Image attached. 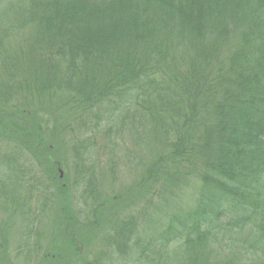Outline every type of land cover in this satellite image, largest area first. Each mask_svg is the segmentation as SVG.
Wrapping results in <instances>:
<instances>
[{
  "label": "trees",
  "instance_id": "trees-1",
  "mask_svg": "<svg viewBox=\"0 0 264 264\" xmlns=\"http://www.w3.org/2000/svg\"><path fill=\"white\" fill-rule=\"evenodd\" d=\"M3 2L0 208L27 236L83 201L80 231L111 213L101 246L124 264H264V0ZM101 170L133 179L110 195ZM66 231L41 262L77 260Z\"/></svg>",
  "mask_w": 264,
  "mask_h": 264
},
{
  "label": "rangeland",
  "instance_id": "rangeland-1",
  "mask_svg": "<svg viewBox=\"0 0 264 264\" xmlns=\"http://www.w3.org/2000/svg\"><path fill=\"white\" fill-rule=\"evenodd\" d=\"M14 1V0H13ZM7 2H3L1 3V7H4L3 5L6 4ZM13 10V7L11 8V12ZM11 107V106H9ZM62 113H65V111H62ZM121 170H125L124 168H121ZM99 175V176H98ZM98 178L99 180H97V185L98 188L108 192L110 195L111 194H116V193H120L123 191V189H125L126 187L129 186L130 182L133 179L132 174H129L126 171H123L122 174L120 175L119 179L117 180L116 183H112L107 172L101 170L100 174H98ZM23 194V192H19L18 194ZM105 193V192H104ZM53 205H50V207L46 210V212L44 214H39L42 217V228L40 230V234L39 231L37 232V235L28 237L27 236V230H26V220L24 218V216L21 213H17V212H10L12 208L11 205H8L6 208V210H3L0 208V227H2V229L6 230L9 234L8 242L5 246H7V249L9 251V256L11 258V260L15 263V264H27L24 261V258L19 254V250H23L24 248H20L25 241H27L29 238H32V244L35 245L34 247L38 248V252L36 253V258H33V260L31 262H29L28 264H45L42 261V258L44 257V255L46 254V251H49V247L52 248L53 250L57 251L59 247L57 246H61V242H59L57 244V246H55L53 243L55 242L56 239H58L59 241L61 239L64 240L63 245H66V240L64 238V236L60 233V224H65L66 226V232L64 235H67L66 237H71L73 239V237L75 236L74 233L71 231L73 229L77 230L78 232V236L75 238L74 242H73V246L71 248H68L67 250L63 251V252H71L75 249V250H79L80 249V255L77 256V260L75 259V256L73 255L74 253H72V263L71 264H85L87 262V260H89V263H92L93 260V256L94 252H98V257H97V263L96 264H124V258L122 257V255L118 252L117 247L113 245V249H111V245H109V249L106 248V246H101V239L103 237V233L108 230V234L107 237H110L112 235V231L111 229H109L108 226H104L105 224L109 223L107 222L110 218L111 213L107 214V217L104 221H102V223L98 224L97 228H93L92 230H87V229H82V232L80 231V228L83 224V222L86 221L85 216L88 215V211L87 208L84 207L83 205V201L82 203H77V205H74L73 203V207L74 209L78 210H82V213L80 214V220H75L72 221L70 223H73L71 225L70 230L68 229V224L62 220L61 218L57 219L55 221V218L58 217L57 213L60 209H61V205L65 206V204H57L56 201L52 202ZM70 205H72V203H70ZM10 210V211H8ZM33 216V215H31ZM117 216H114V222L116 220ZM112 222V224L114 223ZM111 224V225H112ZM2 229H0V232H2ZM83 240H86L88 238L91 239V241H89V243L87 244V242H85V244H83L82 242H79L80 237ZM31 244V246H33ZM54 247V248H53ZM101 248H103V252L104 253H100ZM93 250V251H92ZM30 251V250H29ZM32 251V249H31ZM87 251H91L90 255ZM102 252V251H101ZM61 261V260H59Z\"/></svg>",
  "mask_w": 264,
  "mask_h": 264
}]
</instances>
